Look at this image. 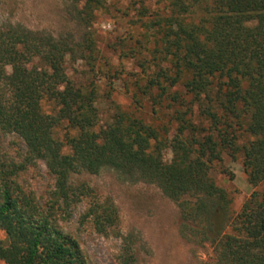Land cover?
<instances>
[{"label": "trees", "instance_id": "trees-1", "mask_svg": "<svg viewBox=\"0 0 264 264\" xmlns=\"http://www.w3.org/2000/svg\"><path fill=\"white\" fill-rule=\"evenodd\" d=\"M105 1L72 0L70 17L90 27ZM167 1L169 15L151 21L146 37L170 68L149 74L138 63L140 74L130 86L134 102L144 98L169 110L171 136L170 127L162 134L118 107L102 123L95 86L77 83L66 69L69 59L93 53L87 33L79 50L73 36L11 24L0 25V135H16L27 162H43L54 182L50 210L89 199L82 218L100 235L122 237L116 207L86 186L74 187V173L111 170L128 182L155 185L176 205L180 235L208 244L218 264H264V194L254 192L230 217L232 201L209 175L226 153L241 156L249 185L264 182V0ZM90 66L94 71L95 63ZM44 101L54 104V115L43 111ZM62 123L67 132L60 141L55 129ZM166 149L170 162L163 159ZM22 168L8 163L0 149V230L7 237L0 260L89 264L52 212L21 191L13 178ZM123 241L118 264H134L133 243Z\"/></svg>", "mask_w": 264, "mask_h": 264}, {"label": "rangeland", "instance_id": "rangeland-1", "mask_svg": "<svg viewBox=\"0 0 264 264\" xmlns=\"http://www.w3.org/2000/svg\"><path fill=\"white\" fill-rule=\"evenodd\" d=\"M71 1L0 0V25H21L54 36H73L81 45L79 50L84 48V34L87 33L86 37L94 43L93 53L85 51L86 60L69 59L66 69L77 83L95 86L102 123L118 107L162 134L164 126L170 127L168 136H171L174 126L169 122V110L154 106L144 98L139 103L134 102L130 86L140 74L138 63L149 67V74L160 68H170L152 38L146 37L152 33L147 29L151 21L169 15L168 1L106 0L104 8L94 13L90 27L78 26L71 19ZM198 17L199 13L193 17L194 21ZM94 63L95 70L92 71L90 65ZM42 109L47 114H55V106L49 101L43 102ZM193 120L199 125L196 113ZM201 125L206 127L205 122ZM66 132V125L62 123L56 127L55 137L62 141ZM0 149L8 163L23 167L13 178L21 191L40 210L52 212L63 230L78 241L89 264H118L125 238L133 243L134 264H218L208 244L198 246L180 235L178 209L155 185L128 182L111 170L95 175L81 171L71 176L74 187L86 186L99 199H109L115 205L122 237H106L94 230L91 221L82 218L89 199L73 198L68 206L53 205L50 210L53 179L43 162L26 161L25 147L16 135H0ZM171 158L170 150H164V161L170 162ZM209 175L231 199L230 217L240 212L243 203L254 192L264 194V182L257 187L248 184L241 156L233 159L223 153L221 161L213 163ZM226 233H230V228ZM0 243L7 244L2 230ZM0 264L6 263L0 260Z\"/></svg>", "mask_w": 264, "mask_h": 264}]
</instances>
